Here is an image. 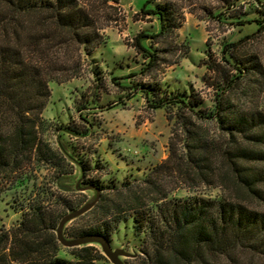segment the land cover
I'll return each instance as SVG.
<instances>
[{
    "label": "trees",
    "instance_id": "1",
    "mask_svg": "<svg viewBox=\"0 0 264 264\" xmlns=\"http://www.w3.org/2000/svg\"><path fill=\"white\" fill-rule=\"evenodd\" d=\"M140 12L158 21L159 29L151 39L170 36L178 28L167 8L155 6ZM93 26L80 0H0V196L6 190L30 187L10 205L19 213L17 221L9 228L0 224V264H105L106 259L90 246L72 249L75 262L57 257L61 246L54 231L67 211L88 200L80 191L92 192V199L97 196V200L75 220L90 216L92 221L79 232L64 230L65 236L102 235L110 243V235L129 218L134 236L141 240L133 264L264 261V212L245 203L248 198L264 201V150L254 149H264V115L259 110L236 112L216 101L213 109L204 112L197 109L199 103L190 94L165 97L156 88L146 100L151 108L171 113L169 118L183 129L181 148L170 145L161 164L141 179L125 178L118 186L102 185L90 177L92 168L73 159L70 152L79 171L73 203L68 195L36 184L31 172L38 166H48L59 177L75 173L69 156L41 137V115L49 98L48 84L77 78L80 56L101 44ZM262 30L264 14L258 21V32ZM142 38L134 39V48L151 68L156 56L143 46ZM60 48H75L77 59L61 63L55 56ZM192 119L215 121L226 143L217 145L200 135ZM60 132L77 133L68 128ZM214 161L223 163L230 186L209 185L208 175L212 179L218 168ZM167 177L187 188L199 182L220 193L214 198H169L180 185L166 191Z\"/></svg>",
    "mask_w": 264,
    "mask_h": 264
},
{
    "label": "rangeland",
    "instance_id": "2",
    "mask_svg": "<svg viewBox=\"0 0 264 264\" xmlns=\"http://www.w3.org/2000/svg\"><path fill=\"white\" fill-rule=\"evenodd\" d=\"M80 6L92 19L101 44L87 56H80L77 78L48 84L40 135L51 148L62 147L76 160L88 163L92 168L89 176L102 185L118 186L125 178L141 179L168 157L170 145L181 148L183 129L169 118L171 113L151 108L146 100L153 89H160L165 97L168 93L190 94L199 103L197 109L204 112L213 109L217 101L232 111L259 110L264 115V30L258 32L264 0H80ZM155 6L167 8L178 26L170 36L150 38L159 29L158 21L140 11ZM138 35H143V46L156 56L151 68L134 48ZM77 52L75 48H60L55 56L61 63H71ZM192 121L193 129L206 139L217 145L226 143L215 121ZM62 128L77 133H62ZM254 149L264 150L259 146ZM214 163L218 168L207 181L222 189L229 185L230 175L221 161ZM32 175L37 185L46 184L68 195L71 203L77 201L72 196L78 193L59 188V176L48 166L35 167ZM61 183L71 185L64 180ZM163 185L166 191L180 185L169 193L174 199L214 198L220 193L199 182L187 188L169 177ZM29 190L10 189L0 196V224L5 228L19 218L11 203ZM245 203L264 212L262 200L248 198ZM91 221L90 216L73 220L65 230L79 232ZM109 241L112 249L129 255L141 247L129 218L118 225ZM57 257L76 261L72 249L62 246ZM120 259L133 264L135 258ZM252 264L264 261L254 259Z\"/></svg>",
    "mask_w": 264,
    "mask_h": 264
},
{
    "label": "water",
    "instance_id": "3",
    "mask_svg": "<svg viewBox=\"0 0 264 264\" xmlns=\"http://www.w3.org/2000/svg\"><path fill=\"white\" fill-rule=\"evenodd\" d=\"M59 150L64 154L67 155V160L71 162L75 166V173L72 176H60L58 178L57 184L58 187L61 188V186L64 188L63 191H75V181L79 177V171L76 168V162L70 159V152L63 149L62 147L59 148ZM73 159H75L73 157ZM70 182L71 185L62 184V181ZM81 193H84L88 195V200L85 204H83L81 207H79L76 210L73 211H67L65 215L61 217L59 220L57 227L54 231L55 239L57 243L67 249H73V248H82L87 246H96L99 253L108 261V264H124L120 258H135L138 251L134 255H129L128 253L124 252L120 249H112L110 246V243L104 238L102 235H86L82 237H76V238H69L65 236L64 230L65 226L77 219L78 217L82 216L86 212H88L95 204L97 200V196L92 199L93 193L90 191H80ZM53 264H60V263H53Z\"/></svg>",
    "mask_w": 264,
    "mask_h": 264
}]
</instances>
